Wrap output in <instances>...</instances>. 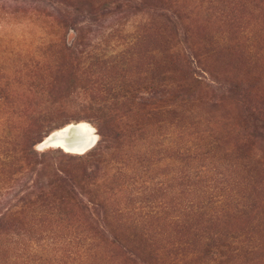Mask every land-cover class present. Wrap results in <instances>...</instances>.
I'll list each match as a JSON object with an SVG mask.
<instances>
[{"label":"rangeland","instance_id":"1","mask_svg":"<svg viewBox=\"0 0 264 264\" xmlns=\"http://www.w3.org/2000/svg\"><path fill=\"white\" fill-rule=\"evenodd\" d=\"M182 81L165 120L180 138L155 148L158 119L128 100ZM79 122L98 135L87 153L38 148ZM184 153L233 167L223 218L190 221L220 232L214 245L164 218L186 206L172 194ZM161 201V218L143 219ZM145 223L168 236L147 242ZM85 241L96 257L76 264H128L129 243L148 259L137 264H264V0H0V264Z\"/></svg>","mask_w":264,"mask_h":264},{"label":"trees","instance_id":"2","mask_svg":"<svg viewBox=\"0 0 264 264\" xmlns=\"http://www.w3.org/2000/svg\"><path fill=\"white\" fill-rule=\"evenodd\" d=\"M185 85L187 84H185L184 81L180 82V85H177L176 87L171 84H157L156 87L153 86L151 88L152 91L148 94V97L137 98L136 96H133L128 100V102L134 107V110L136 107V110L139 111L138 113L136 112L139 117H144L149 121L158 119V123H160L159 129L157 130L155 136H152L154 140L153 146L155 148L160 149L162 147H166L164 149H170L174 146L173 139H175V136L176 138H180L178 137L177 132H175L178 129V124H175L172 121L165 122V120H168L170 116L172 117L177 114L175 111L176 109L167 108V104L172 98L175 99L176 92H183L185 95ZM105 121L109 123L108 120ZM98 130L100 135L103 136L101 130L99 128ZM184 132L186 131L182 130L179 134L183 135L185 134ZM36 153L38 154V152ZM197 157V155L191 156L190 153H187V155L184 153V155L180 157L182 160L181 162H184V164L185 162L192 161L184 170L180 172L178 176L175 177V179L179 180L178 187L181 188V190H178L180 192L176 190L172 194H174V196L180 195L181 198H174L173 203L185 197L186 206L184 209L179 208V205H181L180 203H178V205L169 206L167 214L164 218L166 219L168 226L171 227L175 233H191L195 240H200L203 236H205L206 239H208V242H213L214 245L215 242L220 240V232H212L210 227H201L199 226L200 224L197 225L196 223H190V221L194 215L201 214L206 208H209L211 211L209 214L211 216V220L216 219L219 221L220 218H223L224 215L222 211L227 209L226 204L228 200V198L224 195V192L227 190H233L235 183V178L231 172L233 167L228 165L212 166L211 168L196 166L195 162L198 161ZM170 189L172 188L164 187L162 183L161 186L158 182L155 184V190ZM202 194L203 197H201ZM42 195L47 199L49 197V192H44ZM165 205L167 204L162 203L161 201V203H157L154 210L148 211L147 207H144L139 212L141 213L143 219H160L162 214L161 209L166 207ZM117 211L120 215L124 214L122 210ZM128 212L130 211L128 210ZM185 214L187 221L183 218ZM139 226L143 228L144 223ZM145 228L144 239L147 242L152 241L153 244H155L159 236H168L167 233L160 231L161 229L155 225H148V223H145ZM190 244H193V241L190 240V242H187L183 240L174 248L179 250ZM113 245L116 244L113 243ZM128 247V251H130L133 257L128 258V264H137V260L148 262V259L145 258V254L135 243H129ZM71 248L73 250H71ZM77 256L80 259L95 258L96 250L94 249L93 242L86 243L85 241L73 242L64 245L62 244L54 250L50 259H42L40 264H76Z\"/></svg>","mask_w":264,"mask_h":264},{"label":"water","instance_id":"3","mask_svg":"<svg viewBox=\"0 0 264 264\" xmlns=\"http://www.w3.org/2000/svg\"><path fill=\"white\" fill-rule=\"evenodd\" d=\"M97 142L96 129L90 123L79 122L53 131L38 145V148L42 146L49 149L61 146L69 152H81L83 155L95 147Z\"/></svg>","mask_w":264,"mask_h":264},{"label":"bare ground","instance_id":"4","mask_svg":"<svg viewBox=\"0 0 264 264\" xmlns=\"http://www.w3.org/2000/svg\"><path fill=\"white\" fill-rule=\"evenodd\" d=\"M87 144H88V142H87ZM54 147L63 149L61 146H54ZM63 150H65V149H63ZM65 151L68 152V153H70V154H74V155H81L82 154L81 152H75V153H73V152H69L67 150H65Z\"/></svg>","mask_w":264,"mask_h":264}]
</instances>
